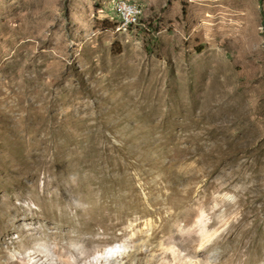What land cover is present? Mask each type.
<instances>
[{"label": "rangeland", "instance_id": "374dc122", "mask_svg": "<svg viewBox=\"0 0 264 264\" xmlns=\"http://www.w3.org/2000/svg\"><path fill=\"white\" fill-rule=\"evenodd\" d=\"M112 1L0 0V247L264 264V0Z\"/></svg>", "mask_w": 264, "mask_h": 264}, {"label": "bare ground", "instance_id": "6f19581e", "mask_svg": "<svg viewBox=\"0 0 264 264\" xmlns=\"http://www.w3.org/2000/svg\"><path fill=\"white\" fill-rule=\"evenodd\" d=\"M123 5H125V8L123 7ZM110 7L116 13L118 21H120V24L123 27H132L136 24H140L139 22L141 19V17H140L141 10L137 4H135L131 1H128V0H113L111 2ZM127 11H131L133 23H129V16L127 15ZM202 217H203V212L201 211L198 218L196 219L195 224H194L195 227L194 226L193 227L196 228V231L198 233H200L202 236H207L208 230H207L206 223H207L208 219L207 218L203 219ZM211 237H212V235H211ZM5 248H6V246L0 247V264H5V263L14 264L15 261L22 263L25 255H21V253H22L21 251H19V253H17V254L7 255L4 253ZM114 252L117 253L118 249H116V248L115 249H108L106 251V253H98L97 257L103 258L104 260H107L108 259L107 255L113 256ZM25 254L29 255L31 257H35V256L37 257L39 255V250L37 248H30L27 250V252ZM170 255L172 257V261L169 262V264H176V263L191 264L192 262H196L195 260H192L187 255H181L179 253V250H176L174 247H170ZM34 263H35V261L31 262V264H34Z\"/></svg>", "mask_w": 264, "mask_h": 264}, {"label": "built area", "instance_id": "2783aa9c", "mask_svg": "<svg viewBox=\"0 0 264 264\" xmlns=\"http://www.w3.org/2000/svg\"><path fill=\"white\" fill-rule=\"evenodd\" d=\"M123 7L125 8V5H123ZM127 15L129 16V23H133L132 22L131 11H127Z\"/></svg>", "mask_w": 264, "mask_h": 264}, {"label": "clouds", "instance_id": "9594fccd", "mask_svg": "<svg viewBox=\"0 0 264 264\" xmlns=\"http://www.w3.org/2000/svg\"><path fill=\"white\" fill-rule=\"evenodd\" d=\"M29 264H31V262H29Z\"/></svg>", "mask_w": 264, "mask_h": 264}]
</instances>
